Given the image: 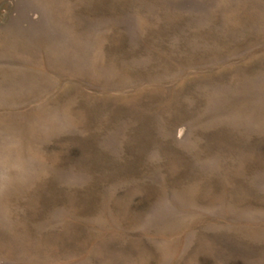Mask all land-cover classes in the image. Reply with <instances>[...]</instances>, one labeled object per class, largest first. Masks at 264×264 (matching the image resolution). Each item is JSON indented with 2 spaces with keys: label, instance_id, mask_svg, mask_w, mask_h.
<instances>
[{
  "label": "rangeland",
  "instance_id": "374dc122",
  "mask_svg": "<svg viewBox=\"0 0 264 264\" xmlns=\"http://www.w3.org/2000/svg\"><path fill=\"white\" fill-rule=\"evenodd\" d=\"M0 264H264V0H0Z\"/></svg>",
  "mask_w": 264,
  "mask_h": 264
}]
</instances>
